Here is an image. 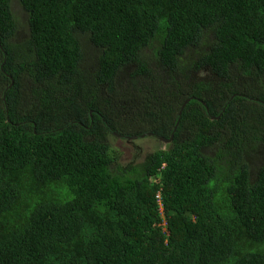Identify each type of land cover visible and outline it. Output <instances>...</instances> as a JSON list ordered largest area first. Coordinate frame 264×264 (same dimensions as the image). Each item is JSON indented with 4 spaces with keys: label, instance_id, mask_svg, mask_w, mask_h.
<instances>
[{
    "label": "trees",
    "instance_id": "trees-1",
    "mask_svg": "<svg viewBox=\"0 0 264 264\" xmlns=\"http://www.w3.org/2000/svg\"><path fill=\"white\" fill-rule=\"evenodd\" d=\"M0 264H264V0H0Z\"/></svg>",
    "mask_w": 264,
    "mask_h": 264
},
{
    "label": "rangeland",
    "instance_id": "rangeland-1",
    "mask_svg": "<svg viewBox=\"0 0 264 264\" xmlns=\"http://www.w3.org/2000/svg\"><path fill=\"white\" fill-rule=\"evenodd\" d=\"M25 29L21 28L20 29V36H23L25 33ZM193 78L196 77L195 74H192ZM178 85V84H176ZM176 85L174 86V89L176 88ZM180 86H182L180 89H184L187 87H190L189 85H184V84H179ZM50 87V86H49ZM52 91V87H50L49 89V98L50 99H55L56 98V91L53 88ZM185 101H189V99H185ZM116 109L118 110L119 108L116 107ZM120 115H118V117L120 118H124L125 115L123 113V110H120V112H118ZM94 119L98 120V116H94ZM129 129H131L132 127H128ZM216 128V127H215ZM228 131V129L221 131V135L218 138V143L215 147L212 148L211 152L213 153L214 150L218 151V148L221 147H225V140L226 136L224 137V133ZM111 143L116 147L115 149L119 152V156H118V161L121 162V164L125 165L127 163H129V160H133L130 163L132 164H137L140 163L143 158L146 156V154L153 152L157 149L160 148H167L169 146V144H165L163 141H161L159 138H155L151 135H144L143 137H139L133 141H126L123 138H119L117 135H113L112 137H110ZM229 152H232L233 149H229ZM260 151H261V147L259 145L258 150L256 152V154L254 153V155L250 154L249 155V159L250 161H253V168L258 166L260 164ZM262 153V152H261ZM164 222V221H163Z\"/></svg>",
    "mask_w": 264,
    "mask_h": 264
},
{
    "label": "clouds",
    "instance_id": "clouds-1",
    "mask_svg": "<svg viewBox=\"0 0 264 264\" xmlns=\"http://www.w3.org/2000/svg\"><path fill=\"white\" fill-rule=\"evenodd\" d=\"M155 84H156V82L154 80H151V81H149L147 83L148 86L152 85V87H154ZM71 91H72V93L75 94V99H74L75 105L74 106L77 107V108L81 107L83 105V103H84V101H83L84 91H82L80 89L74 90L73 88L71 89ZM56 98H59V93H56ZM187 102L188 101L184 100V102L182 103V107L179 109V112H182L183 107L186 105ZM50 107L56 109L57 116L61 115L62 112L64 111V109H66L65 105L63 107V106H60V105L51 104ZM87 112H88V116H90V120L88 121V123L87 122H83V121H79V120H71L69 123L76 124L78 126H83L82 128H84L86 130H89L94 124V117L92 116L93 115V110L92 109H89ZM120 114L118 113L117 116L120 115ZM124 115H125V117H128L127 114L124 113ZM95 116H99V113H95ZM98 130L100 131L99 125H98ZM146 134H149V133H146ZM146 134H142L140 137H143ZM115 135H117L119 138H121L120 135H118V134H115ZM123 139H125L126 141H133V140L137 139V137L133 135V136L124 137ZM159 139L161 141H163L165 144H169L170 143V141L169 142H165L163 140V138H159ZM157 178L159 179V177H157ZM150 180L153 181V179H150ZM155 201L160 203V207L158 208V212L160 213V215L162 217V225L165 226L166 225V220H165V216H164V207H163V203H162V199H161V191H160V189H157V191L155 193Z\"/></svg>",
    "mask_w": 264,
    "mask_h": 264
},
{
    "label": "water",
    "instance_id": "water-1",
    "mask_svg": "<svg viewBox=\"0 0 264 264\" xmlns=\"http://www.w3.org/2000/svg\"><path fill=\"white\" fill-rule=\"evenodd\" d=\"M163 140H164L165 142H169V141H171V139H170V140H166V139H164V138H163Z\"/></svg>",
    "mask_w": 264,
    "mask_h": 264
}]
</instances>
